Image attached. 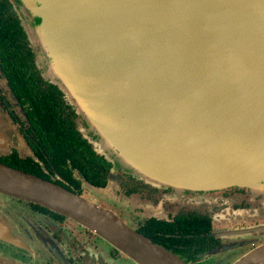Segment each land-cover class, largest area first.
Wrapping results in <instances>:
<instances>
[{
  "label": "water",
  "instance_id": "95a60500",
  "mask_svg": "<svg viewBox=\"0 0 264 264\" xmlns=\"http://www.w3.org/2000/svg\"><path fill=\"white\" fill-rule=\"evenodd\" d=\"M18 1L42 77L107 162L164 189L264 192V0ZM0 194L68 218L134 264H185L114 213L3 164ZM233 264H264V245Z\"/></svg>",
  "mask_w": 264,
  "mask_h": 264
},
{
  "label": "flooded vegetation",
  "instance_id": "af4514ba",
  "mask_svg": "<svg viewBox=\"0 0 264 264\" xmlns=\"http://www.w3.org/2000/svg\"><path fill=\"white\" fill-rule=\"evenodd\" d=\"M18 4L0 0V164L28 170L89 202L85 186L122 195L119 202L132 210L126 216L117 204L91 203L185 264H233L264 245V192L237 186L180 192L114 171L82 136L63 94L40 76ZM34 97L46 98L59 128L44 127ZM0 264L134 263L68 218L0 194Z\"/></svg>",
  "mask_w": 264,
  "mask_h": 264
},
{
  "label": "rangeland",
  "instance_id": "374dc122",
  "mask_svg": "<svg viewBox=\"0 0 264 264\" xmlns=\"http://www.w3.org/2000/svg\"><path fill=\"white\" fill-rule=\"evenodd\" d=\"M18 9H19V13L17 11V15L20 19V22L22 24V27L23 29L27 32L29 29H32V28H29V23L27 22V11L25 9H23V7L21 6V4L19 3L18 4ZM28 40V39H27ZM29 43V46L32 48L31 46V43L28 41ZM30 48V49H31ZM33 50V49H32ZM33 53V52H32ZM34 55V53H33ZM34 63H35V56H34ZM36 63L38 65H36L37 69L39 70L40 72V76L42 77L41 75V72L43 73V66H41V59L38 57V62H37V58H36ZM43 78V77H42ZM44 79V78H43ZM45 80V79H44ZM48 81V80H46ZM66 102H67V99L65 98ZM68 103V102H67ZM78 119H79V122H78V129L79 131L81 132L82 136L85 137L86 139H91V140H95L91 134V131H90V127L87 125V123L84 121V119H82L79 115H78ZM93 142V141H92ZM94 148V146H92ZM96 148V147H95ZM94 148V149H95ZM97 149V148H96ZM96 151V150H95ZM97 153V152H96ZM99 154V153H97ZM113 169L114 171H120L121 173L123 174H126V175H129L135 179H137L136 177H134L133 175L125 172L121 167H118V166H114L113 165ZM139 180V179H138ZM150 185V184H149ZM152 186V185H150ZM113 186H111L109 189H112ZM155 187V186H153ZM157 188H161V187H157ZM114 190V188L112 189ZM111 190V191H112ZM175 191V190H174ZM83 193H84V197L87 198L88 200H90L91 202L95 203V204H98V205H101V206H106V207H110L111 205H114V204H117L116 205V208H114L116 211L120 212L121 214H124L126 216V213L128 214H131V209H125L122 204H126V202H119V199H121L123 196L122 195H116L115 197H112L110 196L109 194H107L105 191H95V190H92V189H89L87 188L86 186L83 187ZM117 199V201L115 199ZM232 263V262H230ZM228 263V264H230Z\"/></svg>",
  "mask_w": 264,
  "mask_h": 264
},
{
  "label": "trees",
  "instance_id": "16d2710c",
  "mask_svg": "<svg viewBox=\"0 0 264 264\" xmlns=\"http://www.w3.org/2000/svg\"><path fill=\"white\" fill-rule=\"evenodd\" d=\"M32 103L35 105V109H36V111L33 109L34 112H38V115L41 116V120H42V123H43L45 128H48V129H57V128H59L57 126V121H55L54 118H53V113H52V111L50 109L51 108L50 104L46 100L45 97L44 98H39V97L36 98V97H34L32 99ZM49 117L51 118L52 122H51ZM58 120H60V119H58ZM38 122H40V121H38ZM65 128H67L66 124L63 126V129H65ZM68 129H73V127L70 128V126H68ZM79 145H85V142L83 140L79 139ZM17 170H21V169L18 168ZM22 171L25 172V173L33 175V173L28 171V170L22 169ZM85 175L87 176V178L89 177V174L86 173V172H85ZM34 176H36V175H34Z\"/></svg>",
  "mask_w": 264,
  "mask_h": 264
}]
</instances>
